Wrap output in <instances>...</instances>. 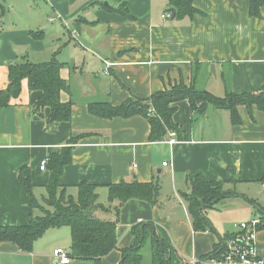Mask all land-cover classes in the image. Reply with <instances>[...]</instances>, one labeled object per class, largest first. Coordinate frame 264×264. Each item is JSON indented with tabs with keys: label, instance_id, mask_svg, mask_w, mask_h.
<instances>
[{
	"label": "crops",
	"instance_id": "0c3cea01",
	"mask_svg": "<svg viewBox=\"0 0 264 264\" xmlns=\"http://www.w3.org/2000/svg\"><path fill=\"white\" fill-rule=\"evenodd\" d=\"M121 5L132 18L110 9ZM193 5L197 14L177 19L171 13L163 17L169 13L168 0H43V19L0 24V91L8 84L10 65L49 61L56 53L68 63L60 74L70 90L61 92V101L72 102L70 121L51 122L50 107L37 108L41 91H30L25 79L19 97L0 106V226L31 220V198L19 173L30 178L41 200L51 177L48 167L41 169L42 161L80 135L60 182L74 196L82 182L99 185V201L110 209L93 213L117 220L118 239L117 248L100 261L80 259L70 254L71 228L51 227L29 252L0 242V264H64L53 254L59 247L71 257L68 264H120L123 250L135 242L131 228L140 222H152L157 236L169 241L171 264H192L235 231V212L246 215L241 221L260 217L256 206L264 207V112L258 107L250 112L239 105L242 122L235 124L228 109L209 107L199 113L181 100L174 104L173 120L183 134L174 143L170 133L162 141H150L145 116L105 118L88 107L92 101L118 106L132 97L149 100L181 81L219 97L227 89L264 90V6L259 16H252L250 0H193ZM0 8L3 15L1 1ZM198 174L226 182L258 204L241 196L224 199L205 209L211 229L196 231L183 194L190 190L188 176ZM121 181L158 182L156 203L130 199L116 210L106 185ZM256 246L264 258V227ZM144 248L142 264H153L151 246Z\"/></svg>",
	"mask_w": 264,
	"mask_h": 264
},
{
	"label": "trees",
	"instance_id": "16d2710c",
	"mask_svg": "<svg viewBox=\"0 0 264 264\" xmlns=\"http://www.w3.org/2000/svg\"><path fill=\"white\" fill-rule=\"evenodd\" d=\"M169 8H175L174 18L193 17L199 10L193 5V0H168ZM264 0H250L249 12L252 16H259ZM110 9L118 11L126 19L132 18L126 5ZM88 23H93L89 22ZM37 35V34H36ZM38 36V35H37ZM68 63L61 62L56 53L51 60L33 63L28 60L16 62L8 68V84L0 91V106L10 104L12 98H17L22 91V81H28L29 90H40L37 108L50 107L49 119L53 121H70L72 118V102H62L61 92L69 91V83L61 77L60 71ZM187 99L191 108L204 113L209 107L228 109L232 122L240 124L242 119L237 107L244 105L251 112L256 106L264 112V90L258 92H233L226 90L223 97H219L206 89L197 87L194 83L187 85L181 81L169 89L154 93L149 100L129 98L124 103L114 106L109 101H92L88 107L91 113L113 118L117 116L131 117L145 116L151 125L150 141H162L170 132H176L177 138L182 137L183 129L173 120L176 111L175 103ZM79 136H72L60 153H52L47 159V167L51 171L50 182L46 187V194L41 200L36 198L34 187L29 177L19 173V181L31 198V220L27 224L0 226V242L10 241L17 244L23 251L33 249L34 242L43 236L47 229L67 225L71 228L72 245L70 254L80 259H94L100 261L117 248V220H103L94 213L91 216L85 211L97 209L109 210L99 201L97 184L80 183L76 196L67 191V187L60 182L66 165L72 162L73 145ZM190 190L183 194L188 202L189 212L196 231L211 229V223L205 214V209L213 207L218 202L231 198L243 197L234 188H227L226 182L209 181L202 174L189 175ZM231 180H234L233 178ZM108 198L116 202V210L130 199H141L149 203H156L159 193L158 182L141 183L137 181L106 185ZM246 198V197H243ZM247 199V198H246ZM258 204L254 199H247ZM260 213V229L264 227V207L256 206ZM135 236L132 247L123 250L120 264H142L145 246H151L153 264H171V245L168 240L160 238L155 232L152 222H140L132 226ZM234 236L226 233L217 249L203 259L217 256L223 251L224 243ZM150 244V245H149Z\"/></svg>",
	"mask_w": 264,
	"mask_h": 264
},
{
	"label": "built area",
	"instance_id": "2783aa9c",
	"mask_svg": "<svg viewBox=\"0 0 264 264\" xmlns=\"http://www.w3.org/2000/svg\"><path fill=\"white\" fill-rule=\"evenodd\" d=\"M170 16V13L163 15V17ZM170 143H174L177 139L176 132H170ZM164 165H169L164 162ZM47 167V159L41 163V169ZM264 188V180L261 183ZM261 219L254 217L248 221H240L235 224V231L232 232L234 236L228 239L223 245V251L213 257L206 259H192V264H264V258L258 253L256 246L257 234L260 230ZM54 256L57 257L61 263L68 264L71 262V257L67 251L59 247L54 250Z\"/></svg>",
	"mask_w": 264,
	"mask_h": 264
},
{
	"label": "rangeland",
	"instance_id": "374dc122",
	"mask_svg": "<svg viewBox=\"0 0 264 264\" xmlns=\"http://www.w3.org/2000/svg\"><path fill=\"white\" fill-rule=\"evenodd\" d=\"M0 1L5 8L4 11L5 13H3V15H1L2 11L0 8L1 25H3L4 23L9 24L11 22H17V23L35 22L38 21V18L43 19L45 16V13L43 11L44 8L42 7L43 0H0ZM29 5H33V6H29ZM53 22L57 24L56 21ZM255 185L259 186L258 184ZM260 189L263 191L264 194V188L260 187ZM232 216L234 217L232 218L231 221L237 223L240 222L241 220H244V218L246 217V215L243 216L240 215V212L239 213L235 212ZM145 257H146V251H145Z\"/></svg>",
	"mask_w": 264,
	"mask_h": 264
},
{
	"label": "water",
	"instance_id": "95a60500",
	"mask_svg": "<svg viewBox=\"0 0 264 264\" xmlns=\"http://www.w3.org/2000/svg\"><path fill=\"white\" fill-rule=\"evenodd\" d=\"M105 4L109 5L108 2H106ZM168 12L171 13L172 18H174L175 14H176L175 8H169ZM85 214H87L88 216H91V215H93V212L92 211H85Z\"/></svg>",
	"mask_w": 264,
	"mask_h": 264
}]
</instances>
